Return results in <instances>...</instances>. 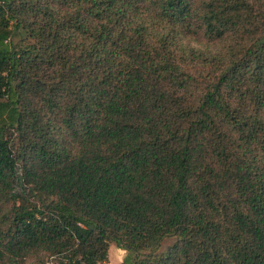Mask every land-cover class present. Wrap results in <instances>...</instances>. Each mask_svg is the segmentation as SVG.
<instances>
[{
  "label": "trees",
  "instance_id": "obj_1",
  "mask_svg": "<svg viewBox=\"0 0 264 264\" xmlns=\"http://www.w3.org/2000/svg\"><path fill=\"white\" fill-rule=\"evenodd\" d=\"M110 243L264 264V0H0V264Z\"/></svg>",
  "mask_w": 264,
  "mask_h": 264
},
{
  "label": "rangeland",
  "instance_id": "obj_2",
  "mask_svg": "<svg viewBox=\"0 0 264 264\" xmlns=\"http://www.w3.org/2000/svg\"><path fill=\"white\" fill-rule=\"evenodd\" d=\"M171 242H172L171 239L165 240L162 248L164 249L165 246L170 244ZM125 254L126 252L124 250L118 248L114 243H110L108 250V259L107 261L101 264H120ZM49 264H53V263H49Z\"/></svg>",
  "mask_w": 264,
  "mask_h": 264
}]
</instances>
